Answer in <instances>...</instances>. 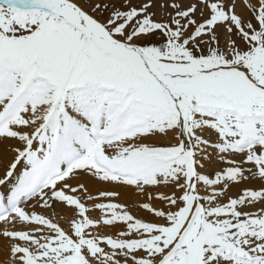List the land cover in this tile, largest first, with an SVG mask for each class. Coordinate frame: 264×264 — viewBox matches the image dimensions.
Segmentation results:
<instances>
[{
    "label": "snow or ice",
    "instance_id": "1",
    "mask_svg": "<svg viewBox=\"0 0 264 264\" xmlns=\"http://www.w3.org/2000/svg\"><path fill=\"white\" fill-rule=\"evenodd\" d=\"M0 164L4 264H264V0H0Z\"/></svg>",
    "mask_w": 264,
    "mask_h": 264
},
{
    "label": "bare ground",
    "instance_id": "2",
    "mask_svg": "<svg viewBox=\"0 0 264 264\" xmlns=\"http://www.w3.org/2000/svg\"><path fill=\"white\" fill-rule=\"evenodd\" d=\"M2 172H3V165L0 164V175H2ZM85 182L93 190H95V189H107L110 187L109 185L98 184V183H96L94 181H90V180H85ZM72 183H75V181H73ZM119 191L122 192L120 200L118 201L120 203H131V201H133V200H137V201L141 200V197L133 194V192L131 190L125 191L123 189H119ZM57 210L59 211V206H57ZM36 211L40 212V211H43V209L37 208ZM132 211H133L134 215L144 217L145 219H148V220L155 219L154 217L150 216L149 214H147L144 211H140V210H137L135 208L132 209ZM92 215H95V212L92 213ZM63 226L66 227V225H63ZM0 227H2V225H0ZM4 244H5V242L2 239H0V264H4V261L7 259V251H6V248L4 247Z\"/></svg>",
    "mask_w": 264,
    "mask_h": 264
},
{
    "label": "rangeland",
    "instance_id": "3",
    "mask_svg": "<svg viewBox=\"0 0 264 264\" xmlns=\"http://www.w3.org/2000/svg\"><path fill=\"white\" fill-rule=\"evenodd\" d=\"M238 10H241V9L238 8ZM235 192H236V189L233 188L229 194L232 195V194H235ZM98 215H99V213L98 212H95V215L94 216H98ZM99 231L102 232V233H106V232H108L110 230L107 229V228L105 229V228L102 227V228L99 229Z\"/></svg>",
    "mask_w": 264,
    "mask_h": 264
}]
</instances>
